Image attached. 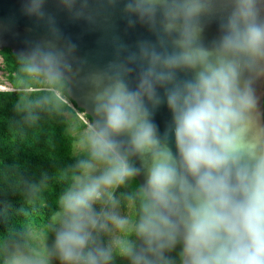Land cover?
Instances as JSON below:
<instances>
[{
  "label": "clouds",
  "instance_id": "1",
  "mask_svg": "<svg viewBox=\"0 0 264 264\" xmlns=\"http://www.w3.org/2000/svg\"><path fill=\"white\" fill-rule=\"evenodd\" d=\"M214 3L125 0L129 26L158 25L171 49L140 42L135 88L124 76L96 84V124L80 139L87 158L63 178L68 186L58 197L52 247L60 264H110L114 254L132 264H264V112L255 90L264 78V0H227L207 44L203 20ZM46 5L27 0L24 12L43 19ZM161 107L170 113L163 133ZM133 179L139 220L106 216L124 236L101 247L94 233L107 223L93 205ZM133 230L144 242L140 252L127 239ZM178 246L176 258L165 256ZM5 264H47V252Z\"/></svg>",
  "mask_w": 264,
  "mask_h": 264
},
{
  "label": "trees",
  "instance_id": "2",
  "mask_svg": "<svg viewBox=\"0 0 264 264\" xmlns=\"http://www.w3.org/2000/svg\"><path fill=\"white\" fill-rule=\"evenodd\" d=\"M0 55L1 70L14 89L0 91V245L24 246L28 229L45 227L59 211L58 197L68 186L63 178L76 171L78 160L87 158L85 153L73 154L75 138L67 130V115L83 111L68 97L63 78L46 77L10 50ZM35 76L38 80L33 82ZM85 118L91 124L90 117ZM139 190L133 179L112 194L122 210L135 201L137 221ZM94 236L99 246L108 247L101 230ZM135 239L140 252L144 242L136 232ZM178 252L179 246L165 256L176 258ZM110 264H132V260L114 254Z\"/></svg>",
  "mask_w": 264,
  "mask_h": 264
},
{
  "label": "water",
  "instance_id": "3",
  "mask_svg": "<svg viewBox=\"0 0 264 264\" xmlns=\"http://www.w3.org/2000/svg\"><path fill=\"white\" fill-rule=\"evenodd\" d=\"M26 2L0 0V51L10 50L46 77L63 78L68 97L90 117L93 126L97 83L107 85L124 76L135 88L141 68L140 42H152L161 51L171 49L170 38L158 25L154 30L142 22L129 26L123 11L125 0H76L74 5L47 0L43 19L25 14ZM226 10L227 0H215L213 13L203 20L205 43L211 44L217 37V20ZM180 76L185 78V73ZM255 90L264 112V78L257 80ZM169 121V111L161 107L156 123L162 133Z\"/></svg>",
  "mask_w": 264,
  "mask_h": 264
},
{
  "label": "rangeland",
  "instance_id": "4",
  "mask_svg": "<svg viewBox=\"0 0 264 264\" xmlns=\"http://www.w3.org/2000/svg\"><path fill=\"white\" fill-rule=\"evenodd\" d=\"M1 59L2 57L0 55V85H3L4 83H7L8 80L7 73L1 70V68L3 67V61H1ZM37 80L38 77L35 76L33 82H36ZM67 120L69 123V127H67V130L75 138L73 145V154H87L81 147L80 139L90 125L88 120L85 118L84 114L80 113L67 115ZM93 208L95 213L101 218V223H107L104 218L110 215L130 218L131 220H134L135 217L133 205L130 204L127 206L126 210H122L119 199H116L115 197H113V195L111 201H108L107 197L105 196L104 200L102 202L94 204ZM55 217L56 214L51 217L50 222L43 228H29L28 238H26L24 246L12 243L0 245V264H5L6 260L18 254L25 257H33V253H39L42 249L46 250L47 252V264H60V261L54 254V249L52 247L55 233L59 227V221ZM101 231L106 239V244L108 247L113 246V242L117 236H124V233H121L120 231L115 229L111 223H107V227ZM127 239L133 245H135L136 248L134 230L130 231L127 234ZM113 251L115 252V248H113Z\"/></svg>",
  "mask_w": 264,
  "mask_h": 264
},
{
  "label": "built area",
  "instance_id": "5",
  "mask_svg": "<svg viewBox=\"0 0 264 264\" xmlns=\"http://www.w3.org/2000/svg\"><path fill=\"white\" fill-rule=\"evenodd\" d=\"M0 91H14V89L10 87L8 84H4V85H0Z\"/></svg>",
  "mask_w": 264,
  "mask_h": 264
},
{
  "label": "crops",
  "instance_id": "6",
  "mask_svg": "<svg viewBox=\"0 0 264 264\" xmlns=\"http://www.w3.org/2000/svg\"><path fill=\"white\" fill-rule=\"evenodd\" d=\"M4 84H8L10 87H12V86H11V84H10L9 82H7V83H4ZM4 84H3V85H4Z\"/></svg>",
  "mask_w": 264,
  "mask_h": 264
}]
</instances>
